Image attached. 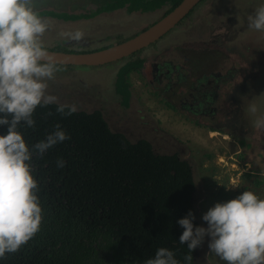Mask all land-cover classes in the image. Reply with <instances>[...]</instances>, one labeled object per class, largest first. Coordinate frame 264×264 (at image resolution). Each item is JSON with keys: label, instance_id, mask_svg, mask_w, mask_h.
I'll return each instance as SVG.
<instances>
[{"label": "trees", "instance_id": "trees-1", "mask_svg": "<svg viewBox=\"0 0 264 264\" xmlns=\"http://www.w3.org/2000/svg\"><path fill=\"white\" fill-rule=\"evenodd\" d=\"M74 1L43 4V0H35L34 6L36 10L49 3L57 9L70 6L73 10L92 3L98 6L95 12L83 15L39 12L43 17L66 21L94 19L120 10L160 11L161 20L183 0ZM66 42L70 44L65 45ZM63 44L46 49L87 53L113 45L76 49L72 41L65 40ZM144 63L133 59L117 73L115 93L124 108H130L134 100L128 78L140 73ZM99 107L77 109L72 115L58 113L55 104L38 107L33 117L35 127H21L29 144L43 140L57 125L69 139L33 158L42 206L41 229L0 264H144L159 247L173 250L184 264L187 249L186 244H179L183 229L177 221L191 210L194 224L202 225L196 206L198 183L194 166L182 158L180 151L160 154L147 139L132 142L128 134L114 129L112 116L108 117L105 108ZM58 159L65 162L64 167H57ZM234 197L224 191L216 194V200ZM207 248L208 238L192 252V264H206Z\"/></svg>", "mask_w": 264, "mask_h": 264}, {"label": "clouds", "instance_id": "clouds-1", "mask_svg": "<svg viewBox=\"0 0 264 264\" xmlns=\"http://www.w3.org/2000/svg\"><path fill=\"white\" fill-rule=\"evenodd\" d=\"M34 5L35 0H0V260L18 252L41 229L42 206L33 158L69 139L57 125L43 140L29 144L21 127H35L38 107L55 104L56 111L64 115L77 111L75 105L60 104L48 92V81L55 79L59 68L42 40L51 23ZM247 28L264 33V0L247 16ZM83 35L79 29L60 33L74 43ZM243 112L254 129L264 130V100L253 97L243 103ZM64 164L57 160V167ZM201 219L206 226L194 224L190 210L177 221L183 229L179 244H186L187 249L184 264H192V252L206 238L210 254L225 264H264V197L243 190L233 199L215 203ZM144 264L181 261L173 250L159 247Z\"/></svg>", "mask_w": 264, "mask_h": 264}, {"label": "rangeland", "instance_id": "rangeland-1", "mask_svg": "<svg viewBox=\"0 0 264 264\" xmlns=\"http://www.w3.org/2000/svg\"><path fill=\"white\" fill-rule=\"evenodd\" d=\"M82 1L85 0H75L74 2L80 4ZM227 1L219 0L215 2V5L218 8L228 9L231 15H239L237 11L241 9L240 14L243 16L248 12L246 8L249 4L254 1L256 7L260 3V0H236L233 4H228ZM47 2L55 4L63 3V0H43V4ZM87 5L77 9L80 11ZM91 11H94V8ZM125 11L123 10L119 14L109 13L94 19H82L76 23L47 18L51 27L42 37L43 43L45 47L52 49L59 41L61 43L65 40L73 42L67 37L60 36V33L79 29L84 35L80 41H75L73 48H96L111 43L114 46L148 29L155 21L159 20L163 13L160 11L155 13L126 11L125 13ZM247 30L248 28L244 33ZM117 36L122 38L117 39ZM187 40L188 38L172 30L162 40L125 61L100 68L65 70L62 66H58L59 71L56 73L55 79L48 81V92L58 98V103L75 105L79 110L81 108L93 110L102 106L106 110V115L112 116L110 121L115 125L114 129L120 132L127 130L132 142L147 139L160 154H173L180 151L182 158L190 161L195 168L198 183L196 206L200 221L202 225L206 226V222L201 219L202 214L215 203L225 201L216 200V194L222 191L229 194H240L243 190H256L255 192L259 196L264 197V130L254 129L243 112V103H248V100L252 99L251 95L256 94L255 99L264 100V96L260 95L264 94V80L258 85L256 84L257 86L247 84L245 93L240 97L241 113L235 120L234 126H226L225 121H220V128L223 130L215 133L209 132L206 127L210 124L216 125V122L206 118H187L181 113L168 110L165 99L155 94L148 83L152 77V60L153 63L161 64L176 58V64L185 66L183 60L185 52L181 50V56H175L172 49L183 47V42ZM83 43L86 45L80 46ZM235 44L238 47L237 42ZM254 44H257L260 58L264 59V33L259 35V40ZM159 49L161 51L158 54ZM245 54V57H249L247 52ZM133 59L147 62L145 73L148 78H139L138 75L131 74L128 80L129 83H132L131 90L134 100L130 108H124L115 93V82L121 67ZM239 61L241 62L240 59ZM260 73L262 75L263 71ZM183 74L188 75V72H183ZM166 93L171 95L173 90L167 89ZM137 111H140L151 124H154V127L161 130L158 136L148 131L147 126H141L136 119ZM169 144L171 146H167ZM255 182V188L251 187ZM205 262L206 264H225L210 254L209 248L206 251Z\"/></svg>", "mask_w": 264, "mask_h": 264}, {"label": "flooded vegetation", "instance_id": "flooded-vegetation-1", "mask_svg": "<svg viewBox=\"0 0 264 264\" xmlns=\"http://www.w3.org/2000/svg\"><path fill=\"white\" fill-rule=\"evenodd\" d=\"M218 1L203 0L185 21L173 30L179 35L188 38L187 41L183 42V47H174L172 49L175 56H181V50L185 52L183 57L185 66L176 64V58L161 64L153 63L152 60V77H150L148 82L154 93L165 99L168 110L171 109L175 113H181L187 118H206L216 122V125L205 126L209 132L214 133L223 130V128H220V121H225L226 126H234L235 120L241 113L240 97L245 93L247 84L254 86L264 80V59L260 58L257 44H254L255 41L259 40L261 32L248 29L244 33L247 28V16L255 8L254 1L246 8L248 12L245 16L240 14L242 12L241 9L237 11L239 15H231L228 9L218 8L215 5V2ZM235 1L228 0L226 3L233 4ZM92 8H94L92 12H95L98 6L93 3L88 4L85 9L83 8L79 11L78 9L72 10L70 6L66 10L63 8L57 9L49 3L46 7L43 6V9H37V11L83 15L91 13L90 10ZM121 12L123 10L113 14ZM109 13L105 12L98 16L108 15ZM45 18L66 23L81 21ZM257 33L260 34L258 35ZM235 42H237L238 47ZM58 45L64 44L59 41L54 47ZM84 45L86 44H80V46ZM160 51L159 49L158 54ZM246 52L249 57H245ZM146 64L147 62L144 63L140 73L133 74L138 75L139 78H148L145 73ZM261 71H263L262 75ZM183 72H188V75H184ZM167 89L173 90V93L168 95L166 93ZM255 96L256 94L251 95V98H255ZM136 119L142 127L147 126L148 131L154 135L157 134L156 136H158L159 132H161L140 111L136 112ZM200 127L202 128V125ZM124 132L128 134L127 130ZM167 146H171V144ZM257 175L259 176L260 174ZM255 186L256 182L251 187L255 188Z\"/></svg>", "mask_w": 264, "mask_h": 264}, {"label": "water", "instance_id": "water-1", "mask_svg": "<svg viewBox=\"0 0 264 264\" xmlns=\"http://www.w3.org/2000/svg\"><path fill=\"white\" fill-rule=\"evenodd\" d=\"M203 0H183L164 18L137 34L135 37L102 50L87 53H71L48 50L57 66L100 68L131 58L133 55L162 40L180 25Z\"/></svg>", "mask_w": 264, "mask_h": 264}, {"label": "crops", "instance_id": "crops-1", "mask_svg": "<svg viewBox=\"0 0 264 264\" xmlns=\"http://www.w3.org/2000/svg\"><path fill=\"white\" fill-rule=\"evenodd\" d=\"M234 195H235V197L237 196V195H239L238 193H233Z\"/></svg>", "mask_w": 264, "mask_h": 264}]
</instances>
